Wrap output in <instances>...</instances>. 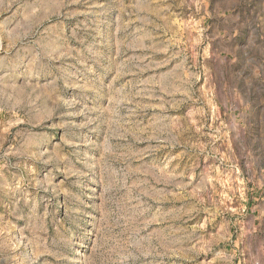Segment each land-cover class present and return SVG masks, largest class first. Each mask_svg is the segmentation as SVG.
<instances>
[{
	"label": "rangeland",
	"instance_id": "1",
	"mask_svg": "<svg viewBox=\"0 0 264 264\" xmlns=\"http://www.w3.org/2000/svg\"><path fill=\"white\" fill-rule=\"evenodd\" d=\"M232 2L0 0V264H263L206 74L264 61Z\"/></svg>",
	"mask_w": 264,
	"mask_h": 264
},
{
	"label": "crops",
	"instance_id": "2",
	"mask_svg": "<svg viewBox=\"0 0 264 264\" xmlns=\"http://www.w3.org/2000/svg\"><path fill=\"white\" fill-rule=\"evenodd\" d=\"M233 1L234 0H229ZM234 5V4H232ZM227 22L236 23L233 32L221 37L222 40L234 42L235 53H243L250 56L258 52H264V33L263 35H245V29L255 32L258 27L253 25V16L247 13H228L218 15ZM257 21V20H254ZM244 22V24H240ZM262 28V27H260ZM258 27L257 29L260 30ZM223 36V35H221ZM263 48V50H262ZM229 49V48H228ZM231 52V49H229ZM262 58V57H261ZM206 74L209 78V86L220 92L216 101L218 102L219 112L226 114L231 120L232 125H221L225 128L229 136L221 141L220 150L231 157L235 172V180L243 179L245 167L250 168L252 192L259 193V200L249 207V213L254 214V219H260V230H263V264H264V61L257 63L247 61L240 63L232 61L231 70L221 68V74L233 79V82L216 86L212 81L214 73L212 67L206 65ZM226 72V74H225ZM221 88V89H220ZM220 89V91H219ZM230 96L228 99L224 94ZM225 102V104H224ZM248 151L246 156L239 154V150ZM252 217V215L250 216Z\"/></svg>",
	"mask_w": 264,
	"mask_h": 264
}]
</instances>
